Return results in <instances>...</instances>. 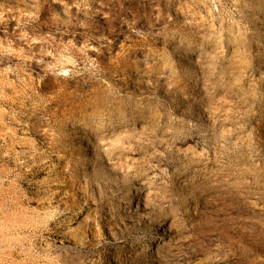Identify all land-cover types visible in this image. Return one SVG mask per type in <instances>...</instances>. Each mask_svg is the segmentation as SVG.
I'll use <instances>...</instances> for the list:
<instances>
[{"label": "rangeland", "instance_id": "obj_1", "mask_svg": "<svg viewBox=\"0 0 264 264\" xmlns=\"http://www.w3.org/2000/svg\"><path fill=\"white\" fill-rule=\"evenodd\" d=\"M115 261L264 264V0H0V264Z\"/></svg>", "mask_w": 264, "mask_h": 264}, {"label": "bare ground", "instance_id": "obj_2", "mask_svg": "<svg viewBox=\"0 0 264 264\" xmlns=\"http://www.w3.org/2000/svg\"><path fill=\"white\" fill-rule=\"evenodd\" d=\"M37 108V107H36ZM23 110V109H22ZM22 112V111H21ZM22 115V114H21ZM26 115V114H25ZM15 116V115H14ZM13 116V117H14ZM19 116V115H18ZM16 117V116H15ZM24 117V116H23ZM37 119V118H36ZM14 120H16V119H14ZM33 120V119H32ZM21 121V120H20ZM25 121V120H24ZM42 121V120H41ZM15 122V121H14ZM15 124H16V122H15ZM34 124V123H33ZM33 124L31 123V122H29V121H25V122H23V125H24V127L26 128V129H30V131H32V129H31V127L33 126ZM35 124H36V122H35ZM37 125V124H36ZM39 125V124H38ZM37 125V126H38ZM40 126L41 127H43V124H40ZM36 129H38V128H36ZM24 131V130H23ZM26 131V130H25ZM27 132H28V130H27ZM10 135V134H9ZM10 140H11V142H10V144H11V146L12 147H17L19 144L17 143V142H15L14 141V136H11L10 137ZM21 145V144H20ZM186 151H191V152H197L196 150H195V148L192 146V145H189L188 147H186V149H185ZM37 162H35V164H36ZM39 163V162H38ZM37 168H39V167H37ZM30 169H31V167H30ZM34 169V168H33ZM45 182H47V180H46V178L45 177H43L42 179H35V180H30L29 181V187H31V188H36V187H40V186H42ZM130 191H131V193H130ZM126 196H127V200L129 201V203H131V204H138L139 203V197H138V194H137V192H136V189L135 188H133V187H130L128 190H127V194H126ZM144 204V203H143ZM145 206H147V204L145 203ZM157 220H155V223H157V227H160L161 226V221H160V219L159 218H156ZM87 226H88V224H87ZM78 227V226H77ZM155 229H156V227H155ZM63 233L67 236V237H69V238H72V239H75V240H77V241H79V242H83V243H85V241H87L86 240V238L80 233V232H78V230L76 229V227H69L68 226V228H64L63 229ZM83 233V232H82ZM154 236V234H151V237H153ZM88 243V242H87ZM156 253H157V255L159 254V252L156 250ZM100 255V254H99ZM102 255V254H101ZM98 256V255H97ZM110 258L111 260H115V258L113 257V255L112 256H107V258ZM97 260V259H96ZM98 261H100L99 260V257H98ZM115 263L116 264H119V262L118 261H115ZM2 264V263H1Z\"/></svg>", "mask_w": 264, "mask_h": 264}]
</instances>
